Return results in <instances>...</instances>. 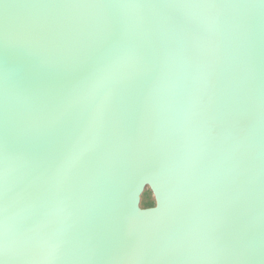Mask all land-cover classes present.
I'll use <instances>...</instances> for the list:
<instances>
[{"label":"water","instance_id":"obj_1","mask_svg":"<svg viewBox=\"0 0 264 264\" xmlns=\"http://www.w3.org/2000/svg\"><path fill=\"white\" fill-rule=\"evenodd\" d=\"M39 2L0 0V194L6 100L20 120L9 154L16 195H0V264H262L259 226L248 224L259 214L264 146L261 0H100L116 5L108 22L151 57L117 95L103 153L66 185L39 173L24 179L49 140L28 118L65 75L24 37ZM90 22L99 27L103 17L91 13ZM248 184L255 201H236L229 240L254 243L255 256L198 255L216 206L210 194L227 185L235 196ZM145 189L152 207L140 206ZM65 233L74 245L50 260L44 241Z\"/></svg>","mask_w":264,"mask_h":264},{"label":"snow or ice","instance_id":"obj_2","mask_svg":"<svg viewBox=\"0 0 264 264\" xmlns=\"http://www.w3.org/2000/svg\"><path fill=\"white\" fill-rule=\"evenodd\" d=\"M11 7L5 4L6 17ZM29 7L36 11L22 25L25 39L54 58L65 75L58 84L40 94L28 118V128L44 129L49 140L45 158L24 179L39 173L49 175L56 185H66L79 170L87 168L94 157L103 153L107 115L133 73L148 63L151 51L141 43L125 38L115 22H108L111 18L108 10L116 5L100 0H41ZM261 7L264 9V0H261ZM91 13L103 17L101 26L92 25ZM261 47L264 52V19L261 23ZM91 51H94L93 55H89ZM261 107L264 109V82L261 86ZM19 126L20 120L6 100L3 110V192L0 194L5 201L16 195L18 187L12 175L9 154L14 151L12 141ZM260 176L259 214L249 217L248 224L252 227L258 224L259 253H264V146L260 153ZM228 192V186L222 185L210 194L216 206L206 223L205 243L198 253L210 260L256 254L254 243L239 249L229 240L236 201L244 197L250 204L254 203L255 191L248 184L235 196H230ZM74 241L75 236L71 233L46 239L44 244L49 259H63Z\"/></svg>","mask_w":264,"mask_h":264},{"label":"rangeland","instance_id":"obj_3","mask_svg":"<svg viewBox=\"0 0 264 264\" xmlns=\"http://www.w3.org/2000/svg\"><path fill=\"white\" fill-rule=\"evenodd\" d=\"M140 206L142 208H147V207L154 206L153 197L151 195V192L148 189H145V191L143 192V194L141 196Z\"/></svg>","mask_w":264,"mask_h":264}]
</instances>
